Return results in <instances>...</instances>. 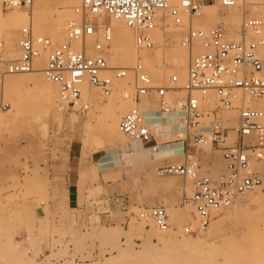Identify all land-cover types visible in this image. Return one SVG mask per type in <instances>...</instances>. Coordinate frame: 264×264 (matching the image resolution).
Here are the masks:
<instances>
[{
    "label": "rangeland",
    "instance_id": "rangeland-1",
    "mask_svg": "<svg viewBox=\"0 0 264 264\" xmlns=\"http://www.w3.org/2000/svg\"><path fill=\"white\" fill-rule=\"evenodd\" d=\"M59 3L60 0H53V4L59 5ZM170 3L174 5L179 2ZM209 4L213 5L210 7ZM34 7L35 4L30 11L20 9V12L31 14ZM240 9H242L245 15L238 24L230 18V7L224 6L221 0L207 2L204 6L203 14L192 19L195 23L194 25L197 24L194 27L210 28L221 25L226 29L227 37L230 40L240 41L242 39L243 21L246 18L260 17V15L264 14V0H242ZM2 10L5 13H12L14 11V9L6 10L3 0ZM60 10L62 17H68L71 14L66 8H60ZM248 12L253 15L248 14ZM57 16L58 14L54 13L53 16L49 13L47 14V19L57 18ZM100 17L101 15L99 17H92L95 24L99 23ZM71 18L75 17L72 16ZM111 18L113 17L110 14H106L105 23H111ZM186 19L180 26L173 23L170 27L161 29L162 35L161 42L159 43L161 45L164 43L166 50L159 60H156L154 57L159 48V43L154 41V47L151 49H142L141 47L139 49L137 47L136 60L130 66L138 61L140 55L146 53L152 65L148 64L146 59L145 62L147 63H145V66L152 73L154 72L153 69L166 70L169 68L170 64L166 52L170 53L172 48L179 44L178 42L182 35L188 31L191 19L188 17ZM67 22L66 24L69 23ZM161 22L165 23L163 20ZM20 30V28L17 30L19 37ZM46 31L48 30H44L42 33L34 31L38 45H40L39 38L44 39L48 37L51 40L54 39V42L66 39V32L63 33L61 40H57L47 34ZM236 36H238V39ZM257 37L256 34L249 33V38L256 39ZM0 41L3 42V47L0 48V53L3 56L4 48L7 46L4 33L0 34ZM93 43L89 42V44ZM261 45L259 46L258 53L264 59V50H262ZM46 50L43 48V51ZM200 50V44L197 43L193 56L197 55ZM88 51L89 53L94 52L91 47ZM188 51L190 52L187 47ZM111 55H113V51ZM110 58H112V62H109V64L112 67L119 65L114 61L112 56ZM0 62V77L2 76L1 79H3V76L7 74V61L5 62L2 58ZM18 74L20 73H16V75ZM173 74L178 76L176 85H179V75L176 71L170 72L167 78H154L153 83L155 85L168 84ZM93 87L97 90L98 94L93 102H90V99L81 98L82 100L80 99L78 101L75 109L67 108L64 103L60 105H58V102L56 103L55 113L65 115L64 117L68 123L63 127L61 132H56L53 125L49 126L48 137L44 136L40 128L36 126L39 120L35 119L36 113L33 112V109L38 110L37 112H40L41 116L44 117L48 103L45 94H42L33 83L24 85L23 87L22 85L14 87L9 92L10 97L14 96L13 98L16 99L18 97V100L20 102L22 101L23 112L17 118L3 113L5 110L3 106L11 102L9 96L5 98L4 102L0 101V115L4 114L3 116H5V118L0 116V264H97L109 261H113L114 264H125L129 260L137 259L138 253L143 254L142 256H138V260L141 263L161 264L166 261H176L180 264L182 260H188L187 264H222L224 263L223 259H225V261L227 260V263L225 262L226 264H228V261L230 262L229 264H233V262L237 264L238 259V261L242 259V263L247 254V258L251 254V257L254 256L252 258L254 259L253 263L256 264L255 257L257 255L250 250L255 251L257 248L256 251L261 250L263 255L264 229H262L263 231L261 230L262 232H260V229L256 231L249 230L243 214H235L231 206L218 212L212 218L213 221V219L215 220L221 217L222 221L220 227L218 226L219 228L213 229L214 232L212 231L211 236L208 238L210 240H208L209 245L207 247L210 246V250L207 248L206 253H204L205 255L203 253L201 254L199 250L192 252L186 251L179 256L173 255L153 234L154 231L151 229V222L155 230L159 228L155 222L153 220L144 221L137 218L136 213L139 207L160 204L166 206L170 211L173 224L171 229L173 232L174 230H180L178 234L182 232L186 236H199L201 233L207 231V229L202 230L196 234H187L184 232L185 225L195 223L197 220L195 207L191 204H182L184 195L189 196L192 194L194 181L189 178L185 179L177 174L160 173L158 171V167L160 166L170 163H183L185 161V154H179L182 152L183 145L181 143V137L178 134L179 132H183L184 124L167 125L165 127L162 121L165 116L160 111H154L160 109L159 103L151 98H145L141 102H136L133 98L135 86L132 73H129L124 78H114L109 94H106L99 87ZM124 90L131 91L129 102L126 103L127 109L136 106L139 111L145 110L149 125H151L153 131L157 134L155 136L156 141L154 140L143 144L147 147H151L155 143L159 145L166 144L167 141L165 140L172 139L169 137L177 134L174 141L179 143L176 153L182 156L181 159L164 157L157 160L136 163H134L135 160L139 158H134V160H126L123 157L113 159L112 156L114 154L123 152L122 146L124 144L132 147L133 141L135 140L129 136L125 137L124 141H117L114 146L103 147L98 151L90 149L89 152V149L84 146L83 131L90 114L92 116L91 120L95 124V134L105 141L107 137L104 121L108 112V97L111 96L117 104H120L123 102ZM12 92L13 96L11 95ZM184 95L185 92L180 89L170 91L167 95V100L173 103L176 99ZM253 102L256 104L260 103L264 106V97L253 100ZM80 104L87 105V108L81 107ZM263 106H260V108L264 109ZM219 115L226 125H236L238 118V111L236 109L223 110ZM158 122L159 125L156 126ZM59 139H63L66 143L63 140L61 142L58 141ZM235 139L236 134L230 131L228 141L231 143ZM56 141L59 143H56ZM201 148L200 156H197V158L202 165V172L210 171L216 176L220 175L225 170V167L222 168L220 164L218 165L215 162V156L220 154L224 162L222 151L210 143L203 144ZM92 150L93 152H91ZM143 150H147V148H142L139 151ZM85 152H89L90 154ZM72 153L78 155L74 159L78 167L76 178L71 177L69 172ZM148 157L151 158L150 155ZM257 164L256 162L254 163V169L259 172L263 171V163L261 164L259 162V165ZM95 167L98 170L96 175H94L93 170ZM85 170L88 174L83 172ZM83 173H86V176ZM171 176L178 178L177 187L176 185L166 187L165 183L163 184V180ZM72 182L74 185L70 188ZM97 186L99 190H93ZM258 191H252L251 193L258 195ZM70 193H73L74 198L78 194V201L74 203L70 202ZM100 200V203H103V205L95 208L93 201ZM243 200L244 198L241 200L242 202L240 201V206L242 204L244 206L247 202L245 200L243 202ZM123 201L127 203L126 209L123 208ZM188 206H190V214L184 216L186 220L180 223V219L186 210H188ZM212 221L210 222L212 223ZM115 226L120 231L117 235L112 237H101L99 235V232L103 229ZM172 230L170 233H172ZM228 237L231 239H228ZM249 239H253L252 242H249ZM260 241L263 245L259 244ZM222 243H225V245L223 246ZM214 244H216V248H218L217 245H220V250L218 251L217 249L219 255L215 251L216 248L214 249ZM232 245L236 246L233 248ZM226 246L228 247V251L224 248ZM222 248L227 251L226 253L229 255L227 258L232 255L233 258H230V260L226 259L225 256L223 258L222 254L224 255L225 251L222 250L224 251L222 252ZM230 248H233V250ZM235 248H237L236 251ZM145 249L147 250L145 251ZM230 250L233 252H230ZM238 256L241 257L238 258ZM261 256L257 259L259 260L258 262H261L260 264L264 262V256ZM243 257L245 258L243 259ZM247 258L246 260H248Z\"/></svg>",
    "mask_w": 264,
    "mask_h": 264
},
{
    "label": "built area",
    "instance_id": "built-area-1",
    "mask_svg": "<svg viewBox=\"0 0 264 264\" xmlns=\"http://www.w3.org/2000/svg\"><path fill=\"white\" fill-rule=\"evenodd\" d=\"M35 1L3 0V4L6 10L17 8L30 11ZM221 2L230 7L235 0ZM82 3L85 11L90 13L105 12L122 18L138 31L137 44L151 49L154 47L152 31L158 25L164 29V23H158L161 11H168L174 24L180 26L184 16L189 19L201 16L207 0H182L176 6L169 5L168 0H82ZM160 18H165V15ZM250 32L258 37L249 38ZM112 34L108 24L100 27L88 20L81 24L69 23L65 40L54 42L48 37L39 38L38 45L29 23L20 30V56L7 62L6 70L9 73L33 71L40 48L47 49L44 71L51 81L59 84L65 106L73 109L82 95L83 83L88 82L104 92L111 91L114 78H124L133 73V98L136 102L151 98L160 105V109L154 111L175 115L179 117V122L183 121L184 134L180 135V139L186 159L183 163L160 166L158 171L194 181L192 194H185L182 199V204L193 205L197 214V222L185 225L184 232L187 234H196L207 228L212 218L232 206L240 195L256 190L264 194V170L259 172L254 169L255 162L264 165V109L250 105L247 100V95L253 100L264 97V59L258 53L259 46L264 43V20L246 18L240 41L230 40L221 25L208 29L189 27L181 37L183 45L191 48L200 42L204 49L191 58L183 86L176 85V74L171 76L168 84L155 85L140 60L129 67H112L106 57ZM91 36H96V40L88 44ZM77 42L81 48L75 46ZM2 47L3 42L0 41ZM90 47L93 53H89ZM2 58L0 53V60ZM179 89L185 95L170 103L168 93ZM210 94L215 97L212 106L207 104ZM229 109L238 111L234 126L226 125L219 115ZM119 125L124 134L143 143L154 141L157 135L149 125L145 110L139 111L137 107L127 111ZM230 131L236 134L231 143L228 141ZM207 143L222 151L225 170L218 176L210 171L202 172L197 158L201 146ZM161 146L155 143L151 147L158 153ZM93 202L95 208L103 205L101 200ZM122 205L127 208L126 201ZM136 216L139 220L152 219L163 230L173 226L170 211L164 205L141 206Z\"/></svg>",
    "mask_w": 264,
    "mask_h": 264
},
{
    "label": "bare ground",
    "instance_id": "bare-ground-1",
    "mask_svg": "<svg viewBox=\"0 0 264 264\" xmlns=\"http://www.w3.org/2000/svg\"><path fill=\"white\" fill-rule=\"evenodd\" d=\"M181 1L182 0H168V3H169V5H171L172 3H170V2H179V3H176L173 5V6H176V5H179ZM212 5L213 4H209L210 7ZM241 5H242V0H235L234 5L230 6V9H231V12H230L231 17L230 18H232V20H234L238 24L241 22L242 17L245 15V13L242 12V9H240ZM60 8H66V10L71 13V14H69L70 18H69V16L68 17L67 16L62 17V14L60 12L61 11ZM49 13L53 16L55 13V14H58V16H57V18L55 17L53 19L52 18L47 19V14H49ZM106 14H109V13L103 12L100 14H93V13L88 14V12L85 11V9L83 7L82 0H60L59 5L53 4V0H36L35 1V7L32 10L31 14H28L26 12H20V9H17V8H15L12 13H5L2 10V0H0V34L4 33L5 41L7 43V46L4 48V51H3V59L5 60V62L6 61L11 62L20 56V49H19L20 37L17 34V30L19 28L21 29L24 25H27L30 23L33 31H37L38 33H42V31L48 30V31H46L47 34H49L50 36H53L57 40H61L63 37V33L64 32L67 33V28H68L69 23L81 24L83 21H88V20L91 22H94L92 17L93 16L99 17L101 15L99 23L95 24V25L101 27V26H104L107 24V23H105ZM162 14L165 15V18H163V19L160 18ZM248 14L253 15L249 12H248ZM72 16H74L76 19L71 18ZM112 17L113 18H111L112 19L111 23L108 24L109 26H111L113 34H112V39L109 42V49H108L109 52L106 55L107 60H108V62H112L111 61L112 58H110L112 56L114 61H116L119 64L118 66L115 65L114 67H116V66L117 67H129L130 64L136 60V55H137L136 50H137V47L138 48L140 47L136 41V36H137L138 31L136 29L130 27L122 18H116L114 16H112ZM186 17L187 16H184L185 21L187 20ZM29 18H30V20H29ZM82 18H83V20L81 21ZM259 18L263 19L264 14L260 15ZM192 19L193 18H191V20H190V27L192 26L193 28H195L194 26H196L197 24L194 25L195 23ZM67 20H73V21H68L69 22L68 23ZM162 20L165 22L164 28L170 27L174 23L173 20L171 19V17L168 15V11H163V12L161 11V13L159 14L158 23H160ZM66 22L68 24H66ZM135 31H137V33H135ZM151 34H152L153 40L155 42H157V43L161 42L162 33H161V27L160 26L155 28ZM237 37L238 36H236V38ZM63 40H65V39H63ZM95 40H96V36H91L88 38L87 42L89 44V42L93 43ZM53 41H54V39H53ZM56 42H59V41H56ZM178 43L179 44L177 46L172 48L170 53L166 52L168 62L170 64L169 68H167L166 70H164V69H153V71H154L153 73L146 68L148 70L152 80L154 78H159V79L167 78L170 72L176 71L177 74L179 75V86L184 85V83L187 80L186 75H187V70L189 68V62H190L189 60L193 57L195 46L197 45V43H199L201 50H203L204 48L200 42H196V44L194 46L189 48L190 52L189 51L187 52V46L183 45V43L181 42V38L179 39ZM75 46L77 48H81V44L79 42H77ZM261 47H262V50H264V43L261 45ZM142 49H146V48H142ZM165 50H166V48L164 47V43H163V45H161L159 43V48L157 49L156 56H154L155 59L159 60L161 58V55L164 54ZM201 50H200V52H201ZM112 51H113V55L110 56ZM47 54H48L47 50L43 51V48H41L40 54L35 59V68L33 71L20 73L18 75H16V73H9L7 71V74L6 73H5L6 75L4 74L5 76H3L4 77L3 79H1L2 76L0 77V101L4 102L5 98H8L7 96H9V98L11 99V102L9 104H6V106H3V108L5 109L3 113L9 114L10 117L17 118L19 116V114H21L23 112L22 101L20 102L18 100V97H17V99L13 98L14 97L13 92L11 93V95L13 97H10L9 92H11V89H13L14 87L21 86V85L23 87L24 85H28V84L33 83V85L36 86V88L39 89L42 94L43 93L45 94V97H46V100L48 103V107L46 109L44 117L41 116L40 112H37L38 110L33 109V112L36 113L35 119L39 120V123L36 124V126L40 128L41 132L46 137L49 136V130H48L49 126L53 125L56 132H61L63 127L68 123L64 117L65 115L63 116V114L61 115V114L55 113L56 103L58 102V105H60L61 103L65 104V101L63 99V95L61 93V89H60L59 84L51 81L47 77V75L44 71L46 66H47V58H48ZM263 54H264V51H263ZM191 55H192V57H191ZM146 59H147L148 64L152 65L151 62L148 60V55L146 53H144L143 55H140L138 58V60L142 61L144 64L147 63V62H145ZM0 70H1V66H0ZM181 91H183V90H181ZM130 92L124 90V92H123L124 97L122 99L123 102L122 103L119 102L120 104H117V102L111 96L108 97V103H107L108 112H107V115L105 116V121H104V128H105L106 137H107L105 139V141L100 139V137H98L97 134H95V132H94L95 124H93V122L91 120V118H92L91 114L89 115V119H88L87 123L85 124L84 131H83L84 146L89 149V152H90V149H93L94 151L95 150L98 151V150L102 149L103 147L114 146L117 143V141H124L125 140V137H127V135L122 132V130L120 129L119 123H120L121 117L127 111H129L133 107H136V106H133L130 109H127L126 103L129 102ZM105 93L109 94L110 91H105ZM97 95H98L97 90L91 84H89L88 82L83 83L82 95H81L80 99L81 98H87V99L91 100L90 102H93V101H95V98H97ZM16 96H18V95H16ZM207 99H208L207 104H210L211 106L215 104V97L213 94L212 95L210 94L207 97ZM20 100H22V99H20ZM247 100L250 102L249 103L250 105H253L256 107L263 106L260 103L256 104L255 102H253V99L249 95H247ZM83 101H85V100L83 99ZM82 104H83V102H82ZM82 104H80V106L83 108H85L87 106V105H82ZM3 115L1 114L0 116L5 118V116H3ZM163 115L165 117L163 116L164 119L162 121L165 124L164 125L165 127L167 125L169 126V125H182L183 124L182 119L179 122V117L177 118V116H175V115H169L167 113H164ZM165 118H166V120H165ZM3 119H1V120H3ZM154 125H155V123H154ZM158 125H159V122L156 123V126H158ZM43 128H44V130H43ZM178 134H179V136L183 135L184 131L179 132ZM175 136H177V134L171 135L169 137L172 139L165 140V141H167V143L162 144L161 151L158 153H155V151L152 147H149V146L147 147L145 144H143V142L136 139L135 141H133V145L131 144L132 147L128 146L127 144H124L122 146L123 152H121L120 154H114L112 156V158L117 159V158L123 157L126 160H134V158H139L138 160H135L134 163L141 162V161H150L151 158L148 157L149 155L150 156L153 155V158L155 156V159H152V160H157V159H161L164 157H176V158L181 159L182 158L181 155L184 153L183 146H182V152L179 153L181 155L177 154L176 150L179 147V143L177 141L176 142L174 141ZM62 140L63 139H61V140L59 139L58 141L61 142ZM169 141H174V142L170 143ZM56 143H59V142L56 141ZM64 143H66V142L64 141ZM64 143H62V144H64ZM142 148H147V150L139 151ZM93 150L91 152H93ZM150 151L152 152V154ZM89 152H85V153L90 154ZM85 155H87V154H85ZM215 162L218 165L220 164V166L222 168L225 167V164H224L225 161L224 162L222 161L220 154L215 156ZM257 165H259V163ZM93 170H94V175H96L98 172L97 168L95 167ZM83 172H86V170ZM86 173L88 174V172H86ZM86 173L85 174L83 173V174L86 176ZM163 181H164L163 184L165 183L166 187L167 186L173 187L175 185L177 187L178 178L171 176V177L165 178ZM93 190H99V187L97 186ZM90 191H91V189H90ZM243 198L247 202L245 203L246 206L245 205L243 206V204H242V206H243L242 207V206H240V201ZM244 200H243V202H244ZM190 206H188V210H186L185 214L181 217V219L178 218V219H180V223H182L186 220V218L184 216H187L188 214H190V210H189ZM231 207H233L235 214L236 213H240V214L242 213L243 214V217L245 219L246 224L249 227L248 228L249 230H255L256 231V230L260 229V232L263 231L262 229H264V194H261L259 191H258V195H253L251 192H247L246 194L240 195V197L237 198V200L232 204ZM176 217H178V216H176ZM148 220H152V219H148ZM221 221H222L221 217L220 218L218 217L215 220L213 219L212 223L210 222L211 225L209 224L210 226H208L207 228L204 229V230L207 229V231H205L204 233H201L199 236H186L182 232L180 234H178L180 230H174V232H173V230L171 228L170 229L172 230V233H170L171 230H169V229L168 230H163V229L159 230V228H158L155 230V227L153 226L152 222H151V226H152L151 229L154 231L153 234L158 238V240L161 241L163 243V245L167 247L168 251L171 252L175 256H179L181 254H184L186 251L192 252V251H197V250H199L201 252V254L203 253V255H205L204 253H206V249L210 247V246L207 247L209 245L208 240H210L208 238L211 236L213 229L215 230L218 226L220 227ZM196 222H197V220H196ZM236 222H237V220H236ZM180 223H179V225H180ZM119 232H120L119 228L117 226H115V227L103 229L102 231L99 232V235L101 237H112V236L117 235ZM228 239H231V238L228 237ZM252 240L249 239V242L250 241L252 242ZM222 242H225V241H222ZM220 244H221V242H220ZM259 244L263 245L261 243V241L259 242ZM148 245L150 246V244H148ZM215 245L216 244H214V246ZM224 245H225V243L223 244V246ZM217 246H218V248H216V246L214 247V249L216 248L215 251H217V249H218V251L220 250L219 249L220 245H217ZM227 246L224 248H225V250L228 251ZM229 246H230V244H229ZM232 246L234 248V246H236V245H232ZM238 246H240V245H238ZM257 246L259 248L258 244H257ZM255 247H256V245H255ZM261 247H263V246H261ZM233 248H230V249L233 250ZM236 249L237 248H235V251H236ZM256 249H255V251L254 250H250V251L254 252V254L257 255V256L255 255L257 257V258L255 257V260H256L255 262L260 264L261 262H258L259 260H257V259L259 258V256L262 255V253H261V250L256 251ZM146 250L147 249H145V251ZM209 250H210V248H209ZM222 250H224V249L222 248L221 251ZM218 251H217V253L219 255ZM224 251H222V252H224ZM227 251H225L224 255L222 254V256H223V258L225 256L226 259L230 260V258H233V255H232L233 253H228V254H231L232 256L227 258L229 256L226 253ZM240 251H242V250H240ZM230 252H233V251L230 250ZM263 252H264V250H263ZM212 253H214V252H212ZM245 254H247V253H245ZM254 254L252 253V255H254ZM139 255L142 256L143 254L138 253L137 257H136L137 259L129 260L125 264H160V263H141L138 260ZM241 255L244 256V254H242V253H241ZM247 256H248V254H247ZM247 256H246V258H247ZM249 256L251 257V254H249ZM262 256H264V253ZM240 257L238 256V258H240ZM250 257L247 258L248 260H246V258L243 257V259L244 258L245 259L243 260L242 263L248 264V263L252 262L250 264H254L253 263L254 259H252V258H254V256L251 258ZM210 258H212V257H210ZM208 260H209V258H208ZM223 260H224V263L225 262L227 263V260L226 261H225V259H223ZM238 260H237V264L241 263L242 259L240 261H238ZM206 262H208V261H206ZM187 263H188V260L187 261L182 260V262H180V264H187ZM224 263H222V264H224ZM229 263L230 262L228 261V264ZM263 263L264 262H262V264ZM97 264H114V262L109 261L106 263H97ZM161 264H179V263L176 261H166L165 263H161ZM233 264H234V262H233Z\"/></svg>",
    "mask_w": 264,
    "mask_h": 264
},
{
    "label": "crops",
    "instance_id": "crops-1",
    "mask_svg": "<svg viewBox=\"0 0 264 264\" xmlns=\"http://www.w3.org/2000/svg\"><path fill=\"white\" fill-rule=\"evenodd\" d=\"M210 1H213V0H207V2L209 3ZM169 146V145H168ZM151 152V151H150ZM151 154H152V152H151ZM76 157H78V155L77 154H75V153H72L71 154V162H70V169H69V172H70V174H71V177H73V178H76L77 177V172H78V167H77V163L74 161V159L76 158ZM152 159H155V156H154V158H153V155L151 156V160ZM150 160V161H151ZM74 185V183L72 182L71 184H70V188H72V186ZM75 201H78V194L76 195V198H74V196H73V193H70V202H72V203H74Z\"/></svg>",
    "mask_w": 264,
    "mask_h": 264
}]
</instances>
